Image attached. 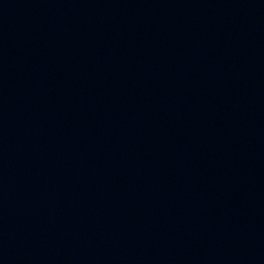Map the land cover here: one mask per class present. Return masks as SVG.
<instances>
[{
	"label": "water",
	"instance_id": "obj_1",
	"mask_svg": "<svg viewBox=\"0 0 264 264\" xmlns=\"http://www.w3.org/2000/svg\"><path fill=\"white\" fill-rule=\"evenodd\" d=\"M0 264H264V0H0Z\"/></svg>",
	"mask_w": 264,
	"mask_h": 264
}]
</instances>
